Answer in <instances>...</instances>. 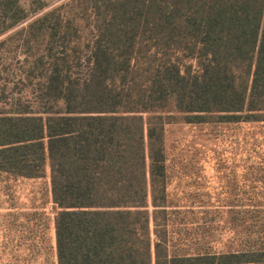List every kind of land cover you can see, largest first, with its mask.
Returning a JSON list of instances; mask_svg holds the SVG:
<instances>
[{
  "label": "trees",
  "instance_id": "obj_1",
  "mask_svg": "<svg viewBox=\"0 0 264 264\" xmlns=\"http://www.w3.org/2000/svg\"><path fill=\"white\" fill-rule=\"evenodd\" d=\"M47 6L0 0V174L48 168L56 264H264L263 173L181 206L164 143L264 124V0H66L19 27Z\"/></svg>",
  "mask_w": 264,
  "mask_h": 264
},
{
  "label": "rangeland",
  "instance_id": "obj_2",
  "mask_svg": "<svg viewBox=\"0 0 264 264\" xmlns=\"http://www.w3.org/2000/svg\"><path fill=\"white\" fill-rule=\"evenodd\" d=\"M44 1L46 9L19 27L66 0ZM164 143L168 191L178 205L225 209L223 198L243 191L244 173L249 172L252 180L262 173L264 177V124L222 126L178 121L165 126ZM233 184L238 185L236 190ZM252 186L251 192L264 191L256 181ZM57 211L48 168L41 179L17 180L0 174V264H56Z\"/></svg>",
  "mask_w": 264,
  "mask_h": 264
},
{
  "label": "crops",
  "instance_id": "obj_3",
  "mask_svg": "<svg viewBox=\"0 0 264 264\" xmlns=\"http://www.w3.org/2000/svg\"><path fill=\"white\" fill-rule=\"evenodd\" d=\"M20 180V179H19ZM22 180H25V179H22Z\"/></svg>",
  "mask_w": 264,
  "mask_h": 264
}]
</instances>
